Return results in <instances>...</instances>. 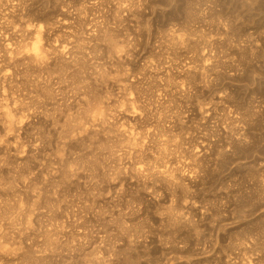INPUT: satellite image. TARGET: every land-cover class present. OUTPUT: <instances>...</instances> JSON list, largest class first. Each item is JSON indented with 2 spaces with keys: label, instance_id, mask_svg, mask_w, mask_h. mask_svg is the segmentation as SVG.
<instances>
[{
  "label": "rangeland",
  "instance_id": "rangeland-1",
  "mask_svg": "<svg viewBox=\"0 0 264 264\" xmlns=\"http://www.w3.org/2000/svg\"><path fill=\"white\" fill-rule=\"evenodd\" d=\"M127 1L0 0V264H264V0Z\"/></svg>",
  "mask_w": 264,
  "mask_h": 264
},
{
  "label": "bare ground",
  "instance_id": "bare-ground-1",
  "mask_svg": "<svg viewBox=\"0 0 264 264\" xmlns=\"http://www.w3.org/2000/svg\"><path fill=\"white\" fill-rule=\"evenodd\" d=\"M120 1H122V0H120ZM126 1H127V0H126ZM129 1H130V0H129ZM127 2H128V1H127ZM131 3H132V2H131ZM123 6H124V5H122V7H123ZM129 6H130V4H129ZM177 35H178V34H177ZM172 37H173V36H172ZM176 39H177V38H176ZM188 39H189V38H188ZM168 40H169V39H168ZM168 40H167V42H168ZM109 41H110V40H109ZM174 41H175V38H174ZM178 41H179V39L177 40V42H178ZM111 42H112V40H111ZM177 42H176V43H177ZM180 43H181V42H180ZM32 44H33V42H32ZM38 44H39V42H38ZM38 44H37V45H38ZM110 44H112V43H110ZM114 44H115V43H114ZM171 44H172V43H171ZM33 45H34V44H33ZM177 45H178V44H177ZM179 45H180V44H179ZM38 46H39V45H38ZM38 46H34L33 49H32V52H31V51H30L31 53L29 52L30 54H29L28 52H27V53L29 54L30 60H32V62H33L36 66L38 65V66L40 67V65L42 66V64L45 63V59H46L45 57H46V56H45L44 53L42 52L44 49H43L42 51H40V49L38 48ZM111 46H112V45H111ZM31 47H32V46H31ZM112 47H114V45H113ZM176 47H177V46H176ZM115 48H116V47H115ZM119 48H120V47H119ZM119 48H117V50H118ZM112 50H113V49H112ZM114 50H116V49H114ZM119 50H120V49H119ZM119 50H118V51H119ZM118 51H117V52H118ZM44 52H45V51H44ZM113 52H114V51H113ZM124 52H125V51H124ZM115 53H116V52H115ZM120 53H121V52H120ZM117 54H118V53H117ZM114 55H115V54H114ZM201 56H202V55H201ZM202 58H203V57H201V59H202ZM204 60H205V59H204ZM30 62H31V61H30ZM202 64H203V63H202ZM206 64H207V63H206ZM206 64L204 65V67L207 66ZM45 65H46V64H45ZM207 67H208V66H207ZM201 68H203V67H201ZM208 68H209V67H208ZM203 69H204V68H203ZM205 69H206V68H205ZM203 71H205V70H203ZM4 75H5V74H4ZM117 79H118V78H117ZM116 81H117V80H116ZM120 81H121V80H120ZM118 82H119V81H118ZM2 105H3V104H1V106H2ZM7 106H8V105H7ZM3 107H4V106H3ZM3 107H2V108H3ZM92 111H93V109H92ZM101 112H102V111H101ZM5 113H6V112H5ZM91 113H92V112H91ZM1 114H2V113H1ZM8 114H9V113H8ZM3 115H4V114H3ZM89 115H91V114L89 113ZM104 115H105V114H104ZM104 115H102V116H104ZM4 116H5V115H4ZM102 116H100V117H102ZM105 116H106V115H105ZM10 117H11V116H10ZM96 117H97V116H96ZM90 118H91V117H90ZM11 119H14V118L11 117ZM95 120H96V119H95ZM99 120H101V119H99ZM102 120H103V119H102ZM12 122H13V121H12ZM102 122H103V121H102ZM14 123H15V122H14ZM16 123H17V122H16ZM16 123H15V124H16ZM11 125H13V123H11ZM16 126H17V125H16ZM18 126H19V124H18ZM12 128H13V127H12ZM11 130H13V129H11ZM130 138H131V137H130ZM125 140H126V139H125ZM168 141H169V139H168ZM127 142L129 143V141H127ZM127 142H126V143H127ZM164 142H165V141H164ZM169 142H170V141H169ZM161 143H162V142H161ZM132 144H133V143H132ZM165 144H166V143H165ZM170 144H171V143H170ZM174 144H175V143H174ZM174 144H173V145H174ZM128 145H129V144H128ZM175 145H176V144H175ZM134 146H137V145L135 144ZM160 146H161V145H160ZM130 148H131V147H130ZM162 149H163V148H162ZM163 150H164V149H163ZM163 150H162V151H163ZM138 151H139V150H138ZM139 152H140V151H139ZM160 152H161V151H160ZM163 152H164V151H163ZM163 155H164V154H163ZM159 156H160V155H159ZM161 157H164V156L161 155ZM158 158H159V157H158ZM75 169H77V168H75ZM67 172H68V171H67ZM137 173H139V172H137ZM153 174H155V176H156V175H160V176H162V177H164V178H169V173L167 174L166 171H163L162 169H161V170H155V169H154V173H153ZM72 175H73V174H72ZM151 175H152V174H151ZM65 176H66V175H65ZM153 176H154V175H153ZM157 178H158V177H157ZM159 178H160V177H159ZM159 178H158V179H159ZM162 179H163V178H162ZM164 180H165V179H164ZM166 181H167V180H166ZM168 181H169V180H168ZM171 181H172V180H171ZM173 183H174V181H173ZM177 187H178V186H177ZM180 187H181V186H180ZM170 213H171V212H170ZM174 214H175V213H174ZM172 215H173V214H172ZM178 215H179V214H178ZM178 215H176V216H178ZM170 216H171V215H170ZM170 216H169V217H170ZM178 217H179V216H178ZM173 219L175 220V218H173ZM179 219H180V218H179ZM6 250H7V249L5 248V250H3V251H5V253H6ZM8 251H10V250H8ZM14 251H15V250H14ZM14 251H13V252H14ZM1 253H2V252H1ZM8 253H9V252H8ZM8 253H7V254H8ZM8 255H9V254H8ZM12 255H13V254H12ZM92 258H93V257H92ZM90 261H92V260H90ZM93 261L95 262V264H96V263H97V264H98V263L101 264V261H100L99 258H96V257H95V258L93 259ZM93 261H92V264H93Z\"/></svg>",
  "mask_w": 264,
  "mask_h": 264
}]
</instances>
